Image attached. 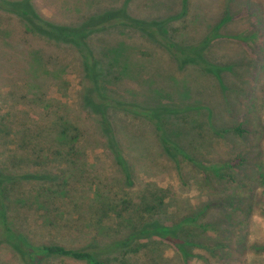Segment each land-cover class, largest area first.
I'll return each instance as SVG.
<instances>
[{
	"label": "trees",
	"instance_id": "trees-1",
	"mask_svg": "<svg viewBox=\"0 0 264 264\" xmlns=\"http://www.w3.org/2000/svg\"><path fill=\"white\" fill-rule=\"evenodd\" d=\"M187 1L181 0L179 12L154 18L148 14H135L134 0H45L51 7L47 9L49 16L40 10L35 0H0V41L3 46L17 42L22 47V42L33 40L53 50L69 51L76 59L80 75L79 109L72 110L71 115L59 114L57 109L36 121L41 143L57 147V159L62 160V164L57 167L56 174L62 179L54 177L51 171H9L8 155L0 152V254L6 251L14 264H47L51 261L58 264L66 261L129 264L144 255L143 261L155 263L157 259L165 261L163 254L152 258L159 246L164 245L171 246L183 264H188L193 257V248L216 258L218 264H230L248 251L247 234L243 231L247 232L245 226L255 201L253 189L250 186L248 189L245 183H237L233 176L224 178L222 175L225 166L233 169L241 159L232 163L220 162V165L213 163L209 167L202 164L203 157L211 151H198L203 146L200 137L207 128L211 138L210 130L214 129L216 133L218 124L209 109L205 118L201 107L187 104L193 95L188 81L184 79L176 84L172 78L175 97L166 104L152 102L148 95L143 102L115 99L109 95L118 81L138 76L133 53L140 48L148 49L150 45L167 53L179 70L199 67L214 76L222 89L225 88L221 79L224 67L206 61L209 38L199 37L193 42L184 40L183 35L181 40L172 36L173 31H178L176 27L171 28L175 21L179 25L185 24L180 19L188 13ZM57 2L61 4L53 7ZM224 13H229L228 6ZM4 16L11 20L6 27L1 24ZM227 20L229 18L224 16L222 22ZM3 35L11 38L9 43L8 39L4 42ZM16 35L21 38L20 42L14 38ZM141 38L148 45L138 44L137 40ZM23 53L29 58L22 72L29 93L41 91L44 83L60 82L62 71L45 68L41 50L32 47ZM154 87L152 83L147 90L156 91ZM120 112L146 127L135 131L121 124L114 117ZM182 113L193 116L184 125L179 117ZM47 121H51L50 125ZM183 130H188L185 138ZM223 133L243 137L246 130L238 125ZM24 139L31 146H26L31 154L38 157L41 151L36 152L38 142L34 134L25 135ZM216 144L212 139L210 148L215 149ZM97 150H101L108 160L109 169L103 178H86L93 198L64 195L62 189L70 186L69 181L78 175L75 174L78 168L88 172L87 152ZM147 154L173 163L177 177L184 185L191 182L185 174V168L191 166L201 172L199 190L200 184L204 183V188L208 187L216 195L218 190L230 186L232 193L221 200L223 213L220 218L225 227L222 238L208 234L211 230L217 234L218 230L201 221L200 213L178 216L170 225L165 224L159 213H153L170 197L166 196L168 190L150 191L149 187H141L137 169L143 165ZM94 161L95 165L100 164L99 158ZM241 175L247 178L244 171ZM25 183L30 185L24 188ZM81 186L84 187L83 181ZM85 203L88 212L78 208ZM53 227L79 234L84 242L74 247L60 240L49 243L38 240ZM258 248L264 251V246ZM3 262L0 256V264H6Z\"/></svg>",
	"mask_w": 264,
	"mask_h": 264
},
{
	"label": "rangeland",
	"instance_id": "rangeland-1",
	"mask_svg": "<svg viewBox=\"0 0 264 264\" xmlns=\"http://www.w3.org/2000/svg\"><path fill=\"white\" fill-rule=\"evenodd\" d=\"M35 1L40 10L49 16L47 9L51 7L47 2ZM57 4L58 2L54 3L53 7ZM60 4L61 2L58 5ZM227 6L228 14L224 13ZM132 8L139 16L148 14L156 18L170 15L175 11L179 12L182 4L181 0H134ZM187 8V15L180 19L185 24L179 25L180 23L175 21L171 28L176 27L178 31H173L172 36L181 40L183 35L184 40L193 42L199 37L209 38L205 51L206 61L224 67L221 79L225 88L222 89L214 76L199 67L189 66L183 71L179 70L167 53L150 45L148 49L140 48L133 53L135 55L133 60L136 62L134 68L138 76L118 81L109 95L115 99L123 98L126 101L137 102H143L148 95L150 101L166 104L175 97V85L172 78L174 77L176 84L184 79L188 81L193 95L187 104L201 107L202 116L205 118L208 115L206 110L209 109L216 119L215 123L218 124L215 128L216 133L214 129L210 130L211 138L208 137L207 128L204 127V136L200 137L203 139L201 141L203 146L198 151L202 152L204 149L211 152L203 157L205 161L202 164L209 167L213 163L220 165V162L232 163L237 161L236 159H241V163L233 169L231 166L230 168L225 166L222 175L224 178H227V175L233 176L237 183H245L247 188L250 186L255 196L248 223L245 226L247 232L243 231V234H247L249 249L230 264H264V251L258 248L264 246V0H188ZM224 16L229 20L223 23ZM10 21L7 16H4L1 24L6 27ZM14 38L20 42L21 38L18 35ZM6 39L9 43L11 38L4 36V42ZM137 41L141 46L147 44L142 38ZM12 43L14 45L3 46L0 41V152L8 155L6 164L9 171L17 173L51 171L54 177L62 179L60 174H56L57 167L62 164L60 162L62 160L57 159V147H48L41 143V138L37 136L39 128L36 121L57 109L59 114L65 115H71L75 108L79 109L80 75L77 71L76 59L69 51L53 50L37 41L27 40L22 42V47L17 42ZM32 47L43 52L45 68L62 71L59 83H44L42 90L35 91L34 94L28 92L24 81L23 66H26L29 58L22 54ZM1 53L6 56H2ZM123 81L126 82L123 84ZM152 83L156 91L147 90V86ZM114 117L121 124L135 131H141L143 127H146L140 121L124 117L121 112L116 113ZM179 117L183 121L181 124L184 125L186 120L193 116L191 113H182ZM50 122L47 121L46 124L50 125ZM238 125L246 130L243 137L223 133L225 129ZM183 131L185 138L188 130ZM31 134H34L38 142L36 152L41 151L38 157L31 154L28 149L31 146L25 143V135L27 137ZM44 136L45 134L42 137ZM212 139L217 143L215 149L213 146L210 148ZM86 158V164L89 165L88 172L91 175L85 168L83 170L81 167L78 168L75 173L78 175L68 180L70 186L62 189L64 195L78 199L93 198L92 189L88 188L90 183L86 181V178L92 176L103 178V175L105 177L109 162L101 150L88 151ZM95 158H99L100 164L95 165ZM138 169L137 176L142 181L141 187H149L150 191L168 190L166 196L170 198L164 206L153 211L154 214L161 215L166 225L175 222L178 216H185L192 212L200 213L201 221L211 224L218 230L217 234L211 230L209 235H217L218 238L224 236L223 228L225 227L220 218L223 213L221 200L232 193L230 186L226 185L220 192L218 190L216 195L208 187L205 189L204 183L200 184L199 190L201 172L191 166L185 168L187 179L191 182L188 186L184 185L179 181L173 163L160 161L148 154L143 165L140 164ZM243 171L247 178L242 177ZM81 181L84 182V187L81 186ZM136 184L139 191V184ZM29 185L25 183L24 188ZM14 195L17 196L16 193ZM210 203L211 206L207 207ZM224 205L229 208L227 203ZM86 206L88 207V204L85 203L78 208L88 212ZM97 215L98 213H96V219H98ZM44 234V238L38 237V240H44V243L60 240L66 245L77 247L84 242L80 238L81 235L67 233L58 228L54 230V227ZM192 253L193 257L188 264H218L219 262L216 258L206 255L203 250L193 248ZM158 255L165 258V261L157 259L155 263H146L142 259L146 258L144 255L141 256L142 258L131 260L129 264H183L169 245L159 246V250L152 255V258H157ZM0 256L3 263L14 264L12 257L6 251H3ZM206 260L209 262H205ZM47 264L58 263L51 261ZM62 264L76 263L66 261Z\"/></svg>",
	"mask_w": 264,
	"mask_h": 264
}]
</instances>
